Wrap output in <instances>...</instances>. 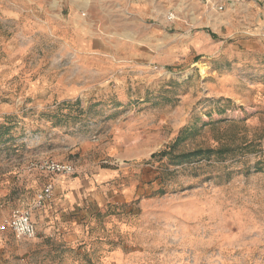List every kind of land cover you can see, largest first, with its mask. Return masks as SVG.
<instances>
[{"label":"rangeland","instance_id":"374dc122","mask_svg":"<svg viewBox=\"0 0 264 264\" xmlns=\"http://www.w3.org/2000/svg\"><path fill=\"white\" fill-rule=\"evenodd\" d=\"M17 208L37 236L0 233V264H264V0H0Z\"/></svg>","mask_w":264,"mask_h":264},{"label":"built area","instance_id":"2783aa9c","mask_svg":"<svg viewBox=\"0 0 264 264\" xmlns=\"http://www.w3.org/2000/svg\"><path fill=\"white\" fill-rule=\"evenodd\" d=\"M222 9V6H220ZM172 15L169 19H172ZM40 169L51 174L72 175L75 167L70 162H61L47 159L39 163ZM54 186L48 183L36 196L35 205L40 207L53 196ZM11 231L17 239H32L37 236V227L32 219V213L28 208L14 209L10 216L0 224V233Z\"/></svg>","mask_w":264,"mask_h":264},{"label":"crops","instance_id":"0c3cea01","mask_svg":"<svg viewBox=\"0 0 264 264\" xmlns=\"http://www.w3.org/2000/svg\"><path fill=\"white\" fill-rule=\"evenodd\" d=\"M119 4L120 6L123 4V7L127 6L128 10L138 11L144 16L148 15V0H119ZM119 173L118 169L104 170L98 173L97 176L100 180H106L116 177Z\"/></svg>","mask_w":264,"mask_h":264}]
</instances>
